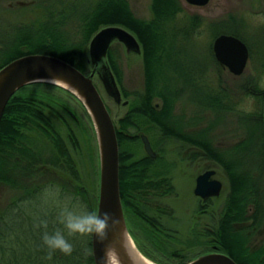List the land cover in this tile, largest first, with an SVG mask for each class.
<instances>
[{"label": "rangeland", "instance_id": "374dc122", "mask_svg": "<svg viewBox=\"0 0 264 264\" xmlns=\"http://www.w3.org/2000/svg\"><path fill=\"white\" fill-rule=\"evenodd\" d=\"M106 1L115 0H0V58L3 56L2 51L11 49L21 37L33 38L39 34L41 37H48L50 35L48 30H57V34H61L65 42L84 47L83 56L85 59L88 58L90 39H87L88 25L86 24L100 6L102 8L106 6L102 5ZM125 2L136 17L144 20H150L153 17V0H125ZM181 6L182 9L177 12L175 18L169 21L170 25L179 27L177 33L179 35L174 40L171 32L166 35V52L171 51V58L167 59L164 54V63H161L162 71L154 80L155 91L165 92V85H168V92L174 104V121L170 122L169 125L172 126L167 129L141 117L140 125L145 127L146 131L142 129L136 131V128L130 127L128 134L133 136L136 132L137 137L127 139L124 150L128 159L147 155L141 137L143 132L146 133L157 153L148 170L149 178L164 177L173 185L171 189L163 185L162 190H169L166 193L159 194L160 191L157 189L151 195L152 201L143 207L142 212L160 221L158 224L165 228H163L165 236L161 234L162 238H165V246L169 251L180 249L184 257L163 253L148 235V230L152 231L151 225L148 227V224L137 214L132 212L129 216L126 214L128 224L139 233L137 238L133 234L137 244L150 258L160 264H182L211 246L210 242L204 241L197 244L192 237V229L196 227L194 225L195 206L198 202L194 190L197 174L203 168L213 166L218 170L217 175L224 181L221 194L214 197L217 212L225 207L224 201H227V194L232 192L233 187L231 172L227 170L219 157L215 156V161H212L203 155L207 153L203 148L171 132L174 131L173 127L177 125V120L183 127L181 131L188 135L200 131L199 135L203 133L212 145L222 151L242 139L250 138L252 142L250 152L246 150L222 156L232 159L233 171L236 170L239 175H245L248 189L257 187L259 191L257 207L260 208L262 203L264 204V126L256 113V111L259 112V101L255 92H251L259 78V84L264 87V0H209L202 5L181 0ZM53 26L57 29H53ZM165 27H169L168 23ZM228 30L239 32L243 37L238 36L253 48L252 53L249 50V58L241 74L233 73L214 54L215 37L222 32L231 33ZM110 47L112 59L117 68V73H114L123 99H128V103L117 102L106 91L101 78L96 77V80L116 121L125 113L129 102L134 100L137 105L146 93L144 92L146 90L145 65L142 54L135 53L137 50L128 51L119 41L112 42ZM160 54L163 55V53ZM86 63L88 64L87 61ZM248 88L251 90L249 94L246 93ZM215 94L220 96L221 103L214 105L212 96ZM137 95L140 96L139 99H136ZM155 95L154 101L161 107L164 96ZM91 125L89 128L94 132L93 140L87 131L85 132L81 122L73 121L78 143L73 146L68 142V145L79 168L77 171L81 181L89 186L92 194L98 198L100 157L92 120ZM203 129L205 131H202ZM65 130L62 128L64 134H66ZM168 131L170 132L167 133ZM30 145L42 157L50 156L54 149L53 143L39 134L32 137ZM56 170L62 177L71 180L68 172L61 168ZM249 175L253 176L252 179H248ZM32 180L25 179V183H30ZM21 187L15 188L1 184L0 207L5 208L12 198L23 192L24 188ZM242 189L238 190L241 197L244 193ZM56 194L58 192L54 191L50 196L57 199ZM89 198H91L90 195ZM82 201L78 204V209L91 212L94 199ZM46 202L44 209L38 208L37 211L41 214L42 221H47L49 229V223H53L48 221V214L51 213L49 209L52 205ZM34 207L37 208L36 205ZM14 211L16 212L13 209ZM43 213L45 214L42 216ZM38 214L37 217L36 213L33 216L31 213L29 215V212L23 208L22 217L16 222L17 233L21 239L25 240L27 232L30 233L32 228L34 232L38 229L37 225L40 224ZM27 215L32 216L33 220L25 221L24 218L26 219ZM159 229L157 227V230ZM244 229L247 232L248 227L240 231ZM240 235L247 245L255 248L257 242L255 237L252 239L242 232ZM88 236L89 234L82 235L83 240H88Z\"/></svg>", "mask_w": 264, "mask_h": 264}, {"label": "trees", "instance_id": "16d2710c", "mask_svg": "<svg viewBox=\"0 0 264 264\" xmlns=\"http://www.w3.org/2000/svg\"><path fill=\"white\" fill-rule=\"evenodd\" d=\"M102 5L106 6L103 8L100 6L99 10L95 15H92L93 17L86 24L88 25L87 39H90L93 33L102 25L111 23L123 25L134 32L140 40L145 65L146 90L144 92L146 93L143 96L140 94L142 99L139 100L137 105L134 100L129 102L125 113L115 121L120 144V188L125 213L128 216L130 212L137 214L148 224V227L151 225L152 231L148 230V235L163 253L184 257L183 252L179 251L180 249L176 248L169 251L165 246V238H162V236H165V232L164 227L159 225L160 221L155 217H148L142 212L143 207L149 205L152 201L151 195L157 189L160 191L158 193L162 194L169 191L162 190L164 184L165 187L169 186L170 189L173 185L164 177L159 179L157 177L149 178L148 170L154 160L151 155L147 154L140 158L128 159L127 153H124L127 139L137 137L136 132L133 136L128 134L127 131L130 127L136 128V131L146 129L140 125L139 120L141 117H145L148 119L147 121L156 122L167 129L172 126L169 125L170 122L174 121V104L168 92V85H165V92L162 90L155 91L154 80L162 71L161 63H164V54L167 59L171 58V51L166 52V35L171 32L173 40L179 35L177 34L179 27L170 25L171 22L169 21L175 18L177 12L182 9L181 0H153V17L150 20L136 17L125 0L106 1ZM167 23L168 28L165 27ZM53 29L57 28L53 27ZM228 31L243 37L239 32ZM48 32L50 33L48 37H41L40 34L33 38L21 37L11 49L2 51L3 56L0 58V67L25 53L46 52L63 57L82 70H90L91 65L86 63L83 56L85 54L84 47L65 42L61 38L62 35L57 34V30H48ZM252 49V46L249 45L251 53L253 52ZM160 53H163V55ZM108 59L112 70L117 73V68L112 59L111 47L108 51ZM259 79L253 87L254 90L251 91L248 88L246 93L255 92L260 104L259 112L256 111L258 113L257 117L261 118L264 126V87L259 84ZM155 94L164 96V103L161 107L154 101ZM139 98L140 96L137 95L136 99ZM212 102L214 105L215 103H221L220 96L213 95ZM73 121L81 122L84 125L85 132L87 131L90 138L94 139V132L89 128L92 126L91 117L82 101L69 90L52 82L34 81L28 83L19 88L6 104L0 121V185L4 184L15 188L22 186L21 188H24V191L12 198L10 204L5 208L0 207V264H95L92 253V234H89V239L86 241L79 234L69 236L63 226L58 223L56 217L61 206L71 204L77 207L78 204H81V200L86 201L88 199L90 201L91 198L94 199L91 212L96 213L97 211L98 198L92 194L89 186L81 181L77 171L79 168L68 145V142L73 146L78 143ZM176 123L177 125L173 127L174 131H171L172 133L209 153H213L231 172L233 187L227 198L229 205L226 209L230 210L231 213H235L232 216L233 221L242 220L241 213L247 211L250 205L257 203L259 191L257 187L248 189L245 175H239L236 170L233 171L232 159L222 155L246 150L250 152L252 144L250 138L242 139L222 151L212 145L203 133L199 135L200 131L188 135L181 131L183 127L178 123V120ZM62 128L66 129V134L63 133ZM202 131H205V129ZM33 134L44 136L53 143L54 149L50 156L42 157L30 145ZM92 147L94 148V145ZM58 168L68 172L71 180L62 177L56 170ZM251 177L253 176L249 175L248 179H252ZM25 179L34 180L25 183ZM240 189H242V193L244 191L242 197L238 192ZM54 191L58 192L55 195L58 197L57 199L50 196ZM89 195L91 198H89ZM45 202L50 206L52 205V208L49 209L51 213L48 214V221H53V223H49L48 230L40 226L34 232L32 228L30 230L31 235L27 232L26 239H21L17 233L16 222L22 217L23 208L29 212V215L31 213L33 216L36 213L37 217L38 208L44 209ZM35 205L37 208L34 207ZM13 209L16 212H13ZM29 215L26 216V219L24 218L25 221H30L33 218ZM38 217L41 222L43 219H41V214H38ZM157 227L161 230H157ZM57 229L64 232L73 246V252L71 255H64L57 251L51 259H48V249L43 244L42 236L45 231L51 234ZM240 236L239 231L232 229L230 235L228 233L226 237L214 241L221 250L233 256L239 264H264V247L262 249L253 248L249 244L247 245L244 238Z\"/></svg>", "mask_w": 264, "mask_h": 264}, {"label": "water", "instance_id": "95a60500", "mask_svg": "<svg viewBox=\"0 0 264 264\" xmlns=\"http://www.w3.org/2000/svg\"><path fill=\"white\" fill-rule=\"evenodd\" d=\"M194 4H206L209 0H187ZM119 39L128 51H141L138 37L123 25L111 23L99 28L91 37L88 54L91 70H82L76 64L56 54L29 52L17 56L0 67V121L10 97L22 86L34 81L58 84L72 92L86 107L94 125L100 157L99 198L97 214L109 213L114 223L108 229L107 239L97 240L92 234V253L95 264H109L115 256L120 264H144L137 255L139 251L127 224L120 188V144L114 117L106 103L98 82L101 81L117 102L123 99L118 81L108 59V50L113 40ZM216 58L233 73L241 74L249 58V46L233 33L222 32L213 42ZM146 151L156 156L149 136L142 133ZM211 168L197 177L195 192L202 196L219 194L222 180L210 179L215 173ZM150 258V257H149ZM153 260V259H152ZM155 261V260H154ZM182 264H239L229 253L213 250L196 255Z\"/></svg>", "mask_w": 264, "mask_h": 264}, {"label": "flooded vegetation", "instance_id": "af4514ba", "mask_svg": "<svg viewBox=\"0 0 264 264\" xmlns=\"http://www.w3.org/2000/svg\"><path fill=\"white\" fill-rule=\"evenodd\" d=\"M102 26H104V25H102ZM114 41H119L123 44V46H125V44L122 41H120L119 39H115V40H113V42ZM131 52H134V51H131ZM135 53L142 54V50L140 52L135 51ZM214 54H215V52H214ZM86 61L89 64H91V62L89 60V54H88V58H86ZM96 76H97V74H96ZM203 155L209 157L210 159H212V161H215V159H216L215 155L213 153H209V152L206 153L205 152V154H203ZM211 168H214L216 171H215V173H212L209 178L210 179H213V178L221 179L217 175L218 170L213 166H209V167L203 168L197 174L196 183H197L198 175L203 173L204 171H206L208 169H211ZM195 186H196V184H195ZM195 186H194V190H195ZM223 188H224V181L222 180V189H221L219 194H215V195L211 194V195L202 196V195L197 194L195 192L196 196L198 198V202L196 203V206H195L196 212H195L194 225L196 227H194V229H192L193 230L192 231V237L196 240L197 244L204 241L205 243L210 242V245H211L210 247L206 248L203 252H200L197 255L204 253V252L213 251V250L223 251L219 248L218 244L214 240L219 239V238L221 239L222 237H226V235H228V233L230 235L232 229L234 231H239V233L242 232L244 235L247 234L252 239H253V237H255L257 239V242L255 243V248L262 249L264 247V204L262 203V207H260V208L257 207V203H255L254 205H250V208L247 211H243L241 213L242 220L233 221L232 216L235 213H233V212L231 213L230 210L226 209L227 205H229V203L227 201L226 202L224 201L225 207H223V209H221V211H219V212L216 211L217 208L215 206L214 197L217 195H220ZM227 196H229V194H227ZM126 217H127V215H126ZM128 219H129V217H128ZM127 222H128V220H127ZM245 226L248 227L247 232H245L246 229H244L243 231H240L242 228H247ZM129 228H130L131 232L137 238V235H139L138 231L133 226L131 227V225H129Z\"/></svg>", "mask_w": 264, "mask_h": 264}, {"label": "clouds", "instance_id": "9594fccd", "mask_svg": "<svg viewBox=\"0 0 264 264\" xmlns=\"http://www.w3.org/2000/svg\"><path fill=\"white\" fill-rule=\"evenodd\" d=\"M57 219L69 236L93 234L100 242L107 239L108 229L114 223L109 213L97 214L81 211L71 204H65L61 207ZM37 226L47 228V221H41ZM42 240L48 249V259H51L57 251L64 255H71L73 252L72 244L68 241L64 232L59 229L51 234L45 231Z\"/></svg>", "mask_w": 264, "mask_h": 264}, {"label": "bare ground", "instance_id": "6f19581e", "mask_svg": "<svg viewBox=\"0 0 264 264\" xmlns=\"http://www.w3.org/2000/svg\"><path fill=\"white\" fill-rule=\"evenodd\" d=\"M138 254V256L143 260L144 264H160L154 260H152L149 257L144 256L142 253H140L139 251H136ZM109 264H120L119 261L115 258V256H110L109 259Z\"/></svg>", "mask_w": 264, "mask_h": 264}]
</instances>
